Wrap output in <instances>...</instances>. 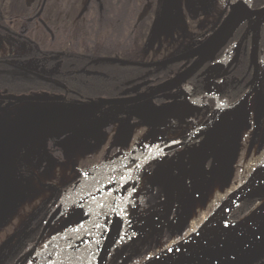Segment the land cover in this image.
I'll return each instance as SVG.
<instances>
[{
    "label": "rangeland",
    "instance_id": "374dc122",
    "mask_svg": "<svg viewBox=\"0 0 264 264\" xmlns=\"http://www.w3.org/2000/svg\"><path fill=\"white\" fill-rule=\"evenodd\" d=\"M233 2L234 0H150L141 10L134 47L112 57L137 62H157L184 53L198 45L225 20L233 9L232 5L236 3ZM88 3L89 0H49L47 3L49 7L45 18L56 36L61 35L64 48L69 49L75 44L77 45V34L81 32L83 13L86 11ZM247 3L250 4V0ZM36 4L37 0H0L1 9H3L1 15L7 16L6 18L13 17L14 26H20L22 17L27 16ZM260 30L261 25L258 34ZM26 32L27 36H30L29 38L36 42L41 49L48 48L46 35L36 24L26 27ZM15 39L17 38L3 37L4 52L6 50L11 52L13 49L19 53L33 51V45L29 41ZM254 41L258 42L259 40L254 38ZM81 52H94V56L98 58L110 54L98 50L84 51V49ZM198 58L195 61L199 66L200 59ZM19 63L24 67L40 70L39 75L45 78H48V74L57 71L60 66L54 56L29 58L21 60ZM259 69L261 70L259 88L249 100L250 105L256 109L250 114H246V119L238 122L240 131L233 132L235 125L229 122V117L224 113L207 135L209 140L212 136L215 147L214 144L207 142L205 150L212 156L211 154H214L216 149L217 154H215L213 166L201 180L198 192L193 194L190 186L188 189L185 182L181 185L176 184L174 206L168 213L159 212L160 209H163L159 206L161 201L144 204L138 193L130 201L128 200L125 210L122 211L125 216L124 224L123 227L120 226L118 242L110 254L108 264H141L146 259L176 244L205 224L217 210L219 204H222L237 188L264 168V52L261 53ZM16 89L19 92L22 91L20 87ZM216 89L211 88L210 90L215 91ZM47 95L50 94L47 93ZM151 105L155 104L146 101L126 109L111 108L105 112L103 110L91 111L86 115L85 123H82L84 125L79 126V132L76 122L67 124L73 132H60L61 126H51L38 120L35 114L41 111L40 105L33 102H21L7 111L0 112V156L10 157L23 168L36 171L35 173L38 175L28 187L23 188V191L27 193L18 206V210L23 213L20 212L14 216L5 215L0 209V224L4 221V224L9 225V222L13 221L14 226L24 225L26 232L34 223L38 237V233L47 222L45 216L50 214L55 205L54 197L57 192L51 185L61 187L69 181L66 177L70 178L71 176L72 181L76 178L75 176L79 178L80 169L84 168L82 163L89 168L97 167L120 155H130L135 154L138 150L156 148L159 139L167 137L168 132L166 131L171 130L172 127L168 126V120L164 118L166 116L164 110H160L156 105L151 108ZM72 108L73 110L77 109L73 106ZM123 112L130 114L129 117H126V121L118 116ZM135 116L146 121L153 118L152 123L148 125L146 121H143V125H141L134 122ZM160 116L163 117V122ZM184 119L183 117L179 119V126L184 124ZM152 125L155 126V129L154 127L153 130L147 129V126L152 127ZM178 125L176 126L178 127ZM198 125L197 120L194 123L189 122L184 124L183 131L193 130ZM245 127L247 130L243 132L242 128ZM45 129L52 130V132H45ZM183 131L170 133L175 140L185 134ZM28 132L31 133V141L36 147V152L33 151L30 140L22 137L23 134L28 135ZM119 132H125L126 137L121 133L119 135ZM132 132H141L142 136L128 137V134ZM224 142L230 149L227 150ZM48 150L51 151L50 155ZM46 153H48V159ZM49 159H51L50 162ZM49 163L59 166L48 168ZM70 165L74 166L73 169L71 168V173H69L70 167H68ZM43 168H45L44 171ZM219 172H223V180L219 183L222 185L221 194L216 195L214 187L219 182ZM23 176H27V173ZM126 178L127 174L124 178L116 179L114 183L108 184L105 187L104 197L87 201L88 198L82 199L75 196L68 201L52 227L41 238L43 247L40 246L38 249L36 260L40 263L45 260L44 264H66L69 257L65 259L67 256H64V252L67 251L68 246L79 242L81 234L85 232V230H81L84 222L94 219V216L108 202L106 201L108 196L118 195L120 191H123L127 185ZM258 195L263 197L264 192L252 196L257 197ZM4 196L2 194L0 200L4 199ZM199 203L201 207L197 205ZM203 206L204 208H202ZM45 207H48L49 210L46 211ZM240 208L242 209V206L235 209L227 224L238 220L241 216ZM200 210L203 213L202 217L200 216V222L192 229L188 224L189 219L195 213H201ZM42 212L43 214L40 216ZM108 220L107 216L105 225H100V220L95 225V228H104L102 231L100 230V238L108 227ZM80 226L81 228H79ZM25 232H20L19 235L27 234ZM99 243L97 245L96 239H94L89 245L93 252L99 250ZM56 247H59L62 252L56 256L57 259L53 256L47 261L46 259L51 256ZM86 248L83 249V252L91 255L89 254L90 249ZM70 255L75 256V251L71 250ZM82 259L85 261V257ZM238 259H242V257H224L213 264H234Z\"/></svg>",
    "mask_w": 264,
    "mask_h": 264
},
{
    "label": "flooded vegetation",
    "instance_id": "af4514ba",
    "mask_svg": "<svg viewBox=\"0 0 264 264\" xmlns=\"http://www.w3.org/2000/svg\"><path fill=\"white\" fill-rule=\"evenodd\" d=\"M238 1H241L243 9H246L247 6L251 10L264 7V0H250V4L247 3L248 0H234V2L236 3ZM48 2L49 0H46L45 3L44 0H37L36 6L32 8L30 13L27 16L22 17L20 26H14L13 17L6 18L7 16L4 17L1 15L3 9H1L0 5V108L11 104V101L9 100L1 99L10 95H35L36 93H48L50 94V96H54L57 99L52 102L31 101L35 104L40 105L41 111H38L39 113L35 114L37 119L42 120L51 126H61L60 132H73L71 131L70 126H68L67 124L76 122L78 123L77 125L79 132V126L84 125L82 123H85L84 121L87 117L86 115H88L91 111L103 110L105 112L106 110H111V108L126 109L135 106L98 107L97 102L100 98H133L136 96H141L145 93L149 94L152 91L158 89L157 86L162 81H166L167 79L169 80L175 77L178 73H182L183 71H185L191 65H194L193 63L196 59L181 60L179 61L180 64L176 65V67L174 68L175 71H172V74L166 79H162L161 75H158V73L161 74L163 72L159 67L146 70V72L141 75L144 77V79H147L149 81V84L147 86L142 85V87L138 88L140 84L144 83L143 81L128 85L127 83L130 82L129 79L123 82V87L118 91V95L116 94V96L114 93L110 92L111 88H115V83L111 81L107 82L103 87H100L95 83L88 84L89 82L86 81L87 87H85V89H88L86 91L83 89V87L77 85V82H75L74 84L70 82L71 80H69V78L72 79V81L74 79L79 80L78 83L82 82V79H79V73L92 75L108 74V77L111 78L113 69L109 66H105L104 69H102L98 67V65L97 67L89 68L88 66L93 67L92 64L97 63L92 59L91 62L87 65L81 63L82 59H76L73 63H68L66 56L70 54V48H64V46L62 45L61 35L59 34L58 36H56L54 30L48 24V20L45 18L49 7L47 6ZM39 12L40 15L38 16ZM255 20L256 17L253 16L247 19L246 22L242 23V25L235 31V33H233L227 43L217 52L214 58L207 61L204 66L195 73V75H191L192 77L190 78V81H188L186 84H183L181 87L175 86V89L171 87L172 91H167L153 99L148 100L151 101L152 104H155L160 110H164V114L166 115L164 116V118L168 120V126H170V128L172 127L171 130L166 131L168 132L167 137L164 136L163 139H159V141L157 142L158 145L156 144V148L138 150L135 152V154L130 155H120L119 157H114L112 161H109L106 164H102L97 167L89 168V166H85L84 163H82L81 165L84 168L80 169V175H78L79 178L75 176L77 179L74 177L76 180L74 179L72 181L73 178H71V176L70 178L66 177V179H68L69 181L65 182L66 184L61 186L63 188L51 185L57 192V195H55L54 197L55 205L52 207L50 214H47L45 216V221H47L49 216L59 206H62L64 209L68 201H70L75 196L82 199L88 198L87 201H93L98 197H104L105 187L110 183H114L116 179L120 180L124 178L127 174V185L124 187L123 191H120L118 195L113 194L112 196H108V200H106L108 202L104 204L103 209L94 216V219L92 221L89 220L87 222H84L82 228L81 226L79 227L81 228V230H85V232L81 234V237L77 244L68 246L66 248L67 251L64 252V256H67L65 259L69 257L67 259L68 262L71 261V259L73 260L75 258L85 257L86 264H97L95 261L109 232L117 201L123 193L126 194L130 191V180L134 168L149 155L165 149L174 148L181 143L184 144L181 147L169 150L159 158L147 162L140 168L139 173L136 177V188L133 195L128 199L129 201L138 193L144 204H146L147 202L150 203L153 201H161V204H159V206H161V208L163 209H160L159 212L165 211L164 213H168V211L171 210L169 208V200H171L173 195H170V191L171 189H174V194L176 193V184L181 185L183 182H185L188 185V189L191 183L198 182L200 185V182L205 177L206 172L213 166L216 156L215 154H217L215 149V153L211 154L212 156H210L209 152L205 150V147L207 146V142L214 144L215 147L212 136H210L209 140V138H207V135L213 129V126L216 124L218 118L222 114L226 113V115L230 119L229 122L235 125V129L233 132H239L240 130H238V122L246 119L245 115L250 114L251 111L256 109L250 105L249 100L251 96L256 92V90H258L261 81V70L259 69V62L261 59V53L264 52V22L261 23V30L258 34V37L254 36L253 32H250L249 35H247L242 45L238 59L233 62L236 56L237 46L240 39L248 29H251L252 27L255 28ZM31 24H36V26L44 32V34L46 35L45 38L48 41V48L41 49L40 46H37L36 42L29 38L30 36H27L26 27ZM5 36L11 37L13 39L15 37L18 40L20 39L22 41H29V43L33 45V51L30 53H19L15 52V49H13L11 52L10 50H6L4 52L2 48V39ZM254 38L256 40L258 39L259 41L255 42ZM255 45L258 46L257 61L259 69L256 86L254 77L257 73V67L255 65V62L253 63L252 60ZM77 53L79 56H85V54L81 51ZM51 56L55 57L56 62L60 63V66L57 71H54L50 75L48 74V78L40 76V70H34V68L28 66L24 67L19 63V61L27 60L29 58L34 59L38 57ZM95 58L97 57H94V59ZM186 64L189 65L187 68L184 67ZM71 70H75V72L69 74ZM174 85L177 84L174 83ZM17 87H20L22 91L19 92V90L16 89ZM211 88L217 89L215 91H212L210 90ZM252 89L253 92L245 99V101L239 103V101L244 99V97ZM128 91L130 94L129 96H120V94L128 93ZM133 92L135 93L133 94ZM171 101L177 102L172 105H164L165 103ZM17 104L11 105L7 110ZM155 105H151V108H153ZM72 106L74 108L77 107V109H81L73 110ZM147 108L150 109L149 107ZM215 112V119L209 126V128L206 131H203L204 134H201L198 137H191L194 132H200L203 127H205L206 125L208 126L207 121ZM129 115L130 114H126L123 112L118 116L119 118L122 117L125 120L126 117H129ZM160 117L162 118L163 122V117ZM182 117L185 118L183 120L184 124H187L189 122L194 123L197 120L199 122L198 127L190 131H183L185 129L184 124H182L181 126L178 125L179 119H181ZM152 119L146 121L135 116L134 122L143 125V121H146L151 124ZM257 121L258 119L256 120V122ZM176 125H178V127ZM246 127L244 129L242 128L243 132L247 130ZM152 128L153 127L147 126V129L149 130H153ZM39 130L41 131V129ZM46 131L52 132V130L45 129V132ZM182 131L185 132L183 136L175 140L172 138L173 136L170 132ZM22 137L24 139L28 138L33 146L30 132H28V135L23 134ZM224 144L226 145L227 150L230 149L228 144H226L225 142ZM35 150L36 147L33 146V151ZM139 156L144 157L138 158ZM195 156H198V158H195ZM18 165L20 171L17 175L8 176L5 174H0V190L5 191L6 195V200H3V198L0 200V209L2 210V214L4 213L5 215H8L11 211V209L8 210V208L16 203L14 202L15 198H19L25 193V191H22L24 186H26V184H31V182L36 180V178L38 177V175L35 173L36 171L23 168L20 164ZM112 165H117L116 169L96 175L97 172ZM73 167L72 165H70L69 173H71V168L73 169ZM44 169L45 168H43V171ZM25 173H27V176H23ZM258 197L261 196H251L248 198L255 199ZM128 200L123 205V211L125 210V206ZM245 200L239 205V207H243V203L245 202ZM44 209L46 211L49 210L48 207H45ZM43 212L40 213V216L43 214ZM107 216L109 217V224L105 233H103L102 237L100 238L101 231L104 228L98 229L95 228V225L99 220V222H101L100 225H105ZM124 217L125 216H123L122 224H120V226L122 225L121 227H123L124 224ZM236 221L237 220L232 221L231 223H234ZM2 224H4V222ZM2 224H0V264H44L45 260H43L42 263L36 260L38 249L41 246L42 239L40 238V234L42 230L38 233L37 237L34 223L26 232L24 230V225L14 226L13 221L9 225ZM23 231L27 234H22L20 236L19 233H22ZM94 239H96L97 245L99 242L101 243H99L100 247L97 252H93V250L89 246ZM42 247L43 246H41V248ZM85 247H87L86 249H90L89 254L91 255H87L83 252V249ZM115 247L116 245L112 249L111 253L113 252ZM54 250L55 251L52 252L51 256H48V258L46 259L47 261L51 257H56L62 252L59 247H56ZM71 250L75 251V256L70 255ZM243 261V259H238V261L234 264H241L243 263ZM253 264H264V255Z\"/></svg>",
    "mask_w": 264,
    "mask_h": 264
},
{
    "label": "water",
    "instance_id": "95a60500",
    "mask_svg": "<svg viewBox=\"0 0 264 264\" xmlns=\"http://www.w3.org/2000/svg\"><path fill=\"white\" fill-rule=\"evenodd\" d=\"M46 0H44V3ZM233 9L231 13L225 18V20L202 42H200L195 47L191 48L190 50L176 55L172 58L157 61V62H137V61H129L121 58H104L105 60L114 61L120 63L122 65H129V66H137V67H151L155 65L170 63V62H178L181 60L186 59H200V64L193 65L191 68L196 67L200 69L207 61L213 59L217 52L227 43V41L231 38L233 33L242 25V23L246 22L247 19L250 17H256L257 23V30L255 28L248 29L240 39L236 56L233 60L236 61L240 55L242 45L250 32L254 33V36L258 37L259 26L262 22H264V7L251 10L248 6L246 9L242 8L241 1H238L234 5H232ZM40 12L38 13V16ZM257 54H258V46L255 45L254 52L252 55L253 63L257 67V73L254 77L255 86L258 79L259 69H258V61H257ZM195 63V62H194ZM183 75L178 74L171 80H168L161 84L158 89L152 91L149 94L136 96L133 98H116V99H105L100 98L97 102L98 107H125V106H134L140 104L142 102H146L150 99H153L167 91H172L171 87L175 88V86L180 85L185 81H181ZM174 83H178L174 85ZM254 86V87H255ZM254 89V88H253ZM253 89L242 99L239 103L245 101V99L253 92ZM4 100L11 101V104L0 108V111H6L8 107L11 105L21 103V102H31V101H39V102H52L55 101L57 98L54 96L44 94H35V95H10L5 98H1ZM177 101H171L165 103L164 105H172L175 104ZM157 116V115H156ZM155 116V117H156ZM148 125L149 123L146 122ZM152 127L155 128L154 125ZM209 128V125L203 127L200 132H194L191 137H198L201 134H204V130L206 131ZM184 144H179L174 148L181 147ZM174 148L165 149L156 153H153L146 157L142 162H140L133 171L130 186L131 189L126 194L123 193L116 204L115 213L112 219V223L109 228V232L107 237L100 249L98 257L96 258L97 264H107L109 259L110 253L114 246L116 245L117 238L119 233H114L115 228L118 226L120 228V224H122L120 220V216H124L123 205L124 203L133 195L134 190L136 188V177L139 173V170L142 166H144L147 162L157 159L162 156L164 153L172 150ZM144 156H139L138 158H143ZM198 158V156H195ZM120 165V164H118ZM117 165H112L108 168H105L96 173V175L102 174L104 172H108L111 170L116 169ZM20 171L19 165L10 157L1 155L0 156V174H5L8 176L17 175ZM264 180V168L256 175L252 176L248 179L244 184H242L239 188H237L226 200L220 204L215 212H220V218L216 225L209 223V220L199 227L196 231L192 234L186 236L185 238L178 241L176 244L168 247L164 251L156 254L155 256L146 259L141 264H189L193 260L197 259L203 254H206L212 250H215L219 247L235 243L239 240L246 239L248 237L251 238L252 246L248 248L245 253L242 254H235V255H223V257H242L244 260L241 264H253L257 261L260 257L264 255V216L254 215L251 216L252 209L247 215L240 218L234 223L227 224L228 219L234 212V210L248 197L256 194L255 188L260 181ZM199 183H191L190 189L193 194L198 192ZM173 194V195H172ZM170 195H172L171 200H169V208L172 209L174 206L175 201V194L174 189H171ZM63 207L59 206L47 219L45 223L40 238H43L48 230L52 227L54 221L58 218L60 213L62 212ZM214 212V214H215ZM213 214V215H214ZM120 231V230H119ZM220 259V258H219ZM67 264H86L84 259L82 258H75L69 261Z\"/></svg>",
    "mask_w": 264,
    "mask_h": 264
},
{
    "label": "trees",
    "instance_id": "16d2710c",
    "mask_svg": "<svg viewBox=\"0 0 264 264\" xmlns=\"http://www.w3.org/2000/svg\"><path fill=\"white\" fill-rule=\"evenodd\" d=\"M149 1L150 0H89L87 9L83 13L81 32L77 34V45L75 44L74 46L70 47V54L66 56V59L68 60L69 64L73 63L76 59H82L81 63H83L84 65L90 63L92 59L97 63H93V67L88 66L89 68H94L98 65V67L104 69L105 66H109L113 69L112 75L111 78H109L108 74L92 75L79 73V79H82V82L78 83L79 80L74 79L72 81V79L69 78V80H71L70 82H72L73 84L77 82V85L83 87V89L87 91L88 89H85V87H87L86 81L89 82L88 84L95 83L100 87H103L107 82L111 81L115 83V88H111L110 92L114 93L116 96V94L118 95V91L123 87V82L129 79L130 82L127 83L128 85L143 81L144 83L140 84L138 88L142 87V85L147 86L149 84V81L147 79H144V77L141 75L144 74L146 70L157 67L161 68L163 72L161 74L158 73V75H161L162 79L168 78V76L172 74V71H175L174 68L176 67V65L180 64L179 61L140 68L129 65H122L120 63L104 59L115 58L112 56L121 52L128 51L134 47L135 35L138 29L137 27L140 20L141 10L144 9L143 7ZM83 49L84 51L98 50L110 54H107L104 57H97L95 59L94 52H86L84 53L85 56H79L77 52H80ZM194 62L195 63L193 64L197 65V62ZM188 66L189 65L186 64L184 67L187 68ZM191 66L182 73H178L183 75L181 81L186 78L187 79L183 82H180L182 84L177 85V87H181L183 84H186L188 81H190V78L195 75L198 70H200L196 67L191 68ZM74 72L75 70H71L69 74ZM166 81H168V79ZM166 81H162L157 86V88ZM134 93L135 92H133V94ZM127 95H130L129 91L128 93L120 94V96L122 97ZM259 201L260 197L255 199H246L239 214L241 216L246 214L251 209L250 207L255 206ZM241 216H239V218Z\"/></svg>",
    "mask_w": 264,
    "mask_h": 264
},
{
    "label": "bare ground",
    "instance_id": "6f19581e",
    "mask_svg": "<svg viewBox=\"0 0 264 264\" xmlns=\"http://www.w3.org/2000/svg\"><path fill=\"white\" fill-rule=\"evenodd\" d=\"M257 23L254 24L255 29L257 30ZM216 112L208 119L207 123L210 126L214 119H215ZM223 179L218 180L219 182L216 184L215 189V194L220 195L221 191V184L220 181ZM256 193H263L264 192V180L260 181L256 188H255ZM204 208V206L202 207ZM203 210V209H202ZM204 211V210H203ZM201 212V210H200ZM202 212L201 213H195L193 217L189 220L190 227L193 229L197 223L200 222V218L202 217ZM220 212H215L214 215H212L211 219L209 220V223L216 225L220 218ZM258 215V216H264V195L261 199V201L254 207V209L251 212V216ZM201 216V217H200ZM121 222H123V216H120ZM120 228L117 226L115 228L114 233H119ZM252 246L251 244V238L248 237L243 240H239L235 243L228 244L222 247H219L215 250H212L206 254L201 255L197 259L193 260L189 264H213L216 262L219 258H222L223 255H235V254H242L245 253V251Z\"/></svg>",
    "mask_w": 264,
    "mask_h": 264
},
{
    "label": "crops",
    "instance_id": "0c3cea01",
    "mask_svg": "<svg viewBox=\"0 0 264 264\" xmlns=\"http://www.w3.org/2000/svg\"><path fill=\"white\" fill-rule=\"evenodd\" d=\"M82 127V126H81ZM120 133L121 132H119V135H120ZM121 134H124V136L126 137V133L125 132H122ZM118 135V136H119ZM118 136H116L117 138H118ZM133 136H142V133L141 132H139V133H135V132H132L131 134H128V137H130V138H132ZM120 138V137H119ZM48 153H49V155L51 154V151H49L48 150ZM48 153H46V155H47V159H48ZM61 160V159H60ZM51 161V159H49V162ZM59 163H60V161H58ZM71 162V161H70ZM68 163V162H67ZM42 164H44V162H42ZM60 164H63V163H60ZM69 164V163H68ZM57 167V166H59V165H54V164H51V163H49V168H51V167ZM62 166V165H61ZM46 167V166H45ZM68 167H70V166H68ZM66 168V167H65ZM45 170V169H44ZM223 172L221 173V172H219V176H220V179H223ZM219 179V180H220ZM20 186H23V185H20ZM25 187V186H24ZM26 187H28V185L26 184ZM34 189V188H33ZM32 189V190H33ZM23 191V190H22ZM26 191H25V193L21 196V197H19V198H15V201L14 202H16V203H14L13 205H11V207H9L8 209H11V211L9 212V214H11V216H14V214H20V212H22V211H20V210H18V206H19V204H21V200L23 201V199H24V197H25V195H26ZM2 194H4L5 195V191H3V190H0V197L2 196ZM28 195V194H27ZM4 197H6V195L4 196ZM52 197V196H51ZM26 199V198H25ZM3 200H6V198H4ZM28 200V199H27ZM199 207H201V205H200V203L199 204H197ZM220 205V204H219ZM219 205L217 206V208L219 207ZM1 207H2V204H1ZM73 210V209H72ZM23 213V212H22ZM4 222V221H3ZM2 222V223H3ZM12 221H10L9 223H11ZM25 224V223H24ZM2 225H4V224H2Z\"/></svg>",
    "mask_w": 264,
    "mask_h": 264
}]
</instances>
